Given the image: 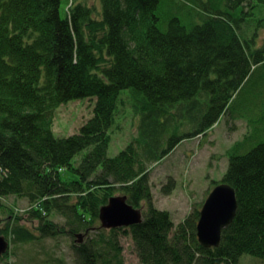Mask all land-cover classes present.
<instances>
[{
    "label": "trees",
    "instance_id": "16d2710c",
    "mask_svg": "<svg viewBox=\"0 0 264 264\" xmlns=\"http://www.w3.org/2000/svg\"><path fill=\"white\" fill-rule=\"evenodd\" d=\"M97 1L73 0L64 12L61 0H0V199L26 198L42 238L53 236L51 211L81 225L73 236L93 227L117 194L144 208L141 224L102 228L77 246V264L120 262L121 232L141 264H239L245 255L264 262V79L254 72L264 66V48H254L264 0H192L196 21L169 15L161 0ZM125 90L137 136L109 157ZM242 95L248 102L238 107ZM83 99H95L92 118L78 134L57 137L54 109ZM227 114L248 115L251 132L225 152L220 184L235 190L238 210L220 246L206 249L196 234L200 210L175 224L153 206L147 166ZM67 172L76 179L65 180ZM174 188L170 178L162 191ZM1 236L9 246L34 241L18 226Z\"/></svg>",
    "mask_w": 264,
    "mask_h": 264
},
{
    "label": "rangeland",
    "instance_id": "374dc122",
    "mask_svg": "<svg viewBox=\"0 0 264 264\" xmlns=\"http://www.w3.org/2000/svg\"><path fill=\"white\" fill-rule=\"evenodd\" d=\"M172 1L175 3V8L174 5L172 8L168 5V2L173 4ZM197 1L199 4L207 2V0ZM72 2L73 0H61L64 12L70 8ZM161 2H167L164 9L173 17L187 21L191 19L196 21L199 18V12L197 13V9L193 6L196 3L192 0H161ZM88 5L99 8L97 0H90ZM161 9L163 10V7ZM254 48H264V26L258 29ZM254 72L256 77L264 79V66H260ZM248 92L246 90L244 95H248ZM128 93L129 90H125V93L120 96L122 104L119 106L115 124L111 129L112 143L109 147V157L119 154L129 141L137 136L139 120L130 110ZM238 98V107H243L248 102L243 95ZM254 103H256L253 104L254 108L258 105L264 108V99H261L258 105L257 102ZM94 104L95 99H83L55 108L53 111L55 135L65 138L78 134L80 128L92 118ZM250 128L251 118L248 115H224L219 123L204 135L182 143L162 161L148 165L153 206L158 210L169 212L175 224H179L194 211L201 210L209 194L220 185L227 167L226 150L233 143L242 141L251 132ZM77 166L78 163L75 167ZM63 175L67 181H73L77 177L71 172ZM170 178L173 179L175 188L170 194H164L162 187L169 183ZM213 182L219 184L215 185ZM29 206L28 200L24 197L9 196L0 199L1 234L6 229L18 226L22 230L32 232L34 236V241L30 243H11L7 257H0V264H77V246L101 233L102 228L98 219L89 230L76 231L71 236V228H80L81 225L76 222H70L73 225H68L67 219L58 212L51 211L45 219L48 224L50 222L51 228L54 227L51 234L53 236L42 238L38 232L39 220L29 221L31 217L26 215L25 210ZM140 209L144 210V208ZM82 218L86 222L84 217ZM75 234L84 235L81 243L76 242L79 239ZM8 240L10 242L11 238ZM117 241L120 246V262L112 260L106 264H141L130 234H122V232L117 234ZM239 264H264V262L245 255Z\"/></svg>",
    "mask_w": 264,
    "mask_h": 264
},
{
    "label": "water",
    "instance_id": "95a60500",
    "mask_svg": "<svg viewBox=\"0 0 264 264\" xmlns=\"http://www.w3.org/2000/svg\"><path fill=\"white\" fill-rule=\"evenodd\" d=\"M237 210L235 190L225 183L215 187L199 213L196 232L199 244L206 249L219 247L222 232L232 224ZM99 220L101 228L105 230L130 228L143 222V212L130 205L126 196H115L100 209ZM76 237L79 239L76 242L81 243L83 236L77 234ZM8 248V240L0 236V257Z\"/></svg>",
    "mask_w": 264,
    "mask_h": 264
},
{
    "label": "bare ground",
    "instance_id": "6f19581e",
    "mask_svg": "<svg viewBox=\"0 0 264 264\" xmlns=\"http://www.w3.org/2000/svg\"><path fill=\"white\" fill-rule=\"evenodd\" d=\"M83 237H84V235L83 234H81ZM9 242V241H8ZM8 250V249H7Z\"/></svg>",
    "mask_w": 264,
    "mask_h": 264
}]
</instances>
